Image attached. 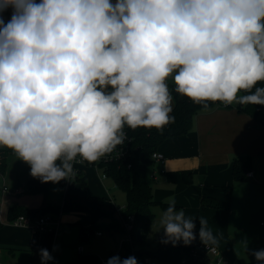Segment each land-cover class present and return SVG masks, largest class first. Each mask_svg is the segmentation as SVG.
Wrapping results in <instances>:
<instances>
[{
	"label": "clouds",
	"instance_id": "clouds-1",
	"mask_svg": "<svg viewBox=\"0 0 264 264\" xmlns=\"http://www.w3.org/2000/svg\"><path fill=\"white\" fill-rule=\"evenodd\" d=\"M169 77L204 110L208 101L264 105L255 87L264 81V0H0V147L42 183L73 181V161L112 153L125 126L174 122ZM193 220L171 201L162 243H192ZM199 220L201 242L216 244ZM251 255L264 264V249ZM40 257L53 259L47 249Z\"/></svg>",
	"mask_w": 264,
	"mask_h": 264
},
{
	"label": "crops",
	"instance_id": "crops-1",
	"mask_svg": "<svg viewBox=\"0 0 264 264\" xmlns=\"http://www.w3.org/2000/svg\"><path fill=\"white\" fill-rule=\"evenodd\" d=\"M115 2L116 0H112V3ZM255 87H264V81L257 82ZM252 91L254 92L255 88ZM246 94L250 93L241 91L238 96ZM240 130L251 133L252 136L249 135L248 137V139L251 138L250 145L257 144L258 150H264V127H262V122H258L257 119L248 116L238 108L235 109L229 106L226 109L222 104H217L208 110L203 109L195 114L192 128L187 134L165 140L160 145L165 160L162 164L155 163L150 171H154L156 175L155 182H159L161 179L163 185H174L175 190L171 191V194H163L159 189H156V194L152 192L153 200L156 202L155 205L163 203L164 199L170 197L172 201H175L177 209L179 207L188 208L201 215H205L207 212L213 214L217 212L216 214L222 222V210L214 211L218 209L203 208L200 199L204 197L223 201L226 195L224 198H220L222 197L221 189L228 190L230 188L231 192V187L227 185L230 183L232 165L242 152L235 146L232 147L230 144L223 142V136L227 135L229 142L231 132ZM0 149L4 148L0 147ZM244 151H248V148ZM10 167L12 169L8 172ZM160 170H163V173H160ZM250 171L253 172V175L248 179H253L255 172L253 169H250ZM1 172L11 191L9 195H5L2 199V222L0 226V254L2 260L5 264H41L40 249H47L50 253L54 244H56L60 225L62 223L70 225L75 223L69 217L60 219L59 215L56 216L59 222L56 221L55 217H52L54 224L48 230L40 232L32 227L33 217L25 215L28 219L26 224L18 227L13 226L11 221L19 215V211H29L37 208L41 200V193L30 194L25 192L27 180L35 177L30 174L31 168L29 165L18 159L16 155L6 158L5 167ZM76 182L79 183L83 195L82 198L78 199V202L86 195L104 199L110 198L104 182L91 169H82ZM224 193L226 194V192ZM170 202L163 204L169 205ZM78 206H82L81 202ZM229 213L225 214L228 215ZM80 222L81 219L78 218L76 224ZM195 226L193 231H200L198 222L195 223ZM90 227L89 222L88 226L79 225V230L82 229L84 231L83 235L86 237L95 236L94 231L100 230L95 229V227H91V229ZM108 235L113 236L109 232ZM84 236L80 237L78 232L79 239L84 240ZM102 236L103 234L100 237H95L101 238ZM214 246L216 247V244ZM50 262L51 260L47 263L50 264ZM67 263L70 262L65 264Z\"/></svg>",
	"mask_w": 264,
	"mask_h": 264
},
{
	"label": "rangeland",
	"instance_id": "rangeland-1",
	"mask_svg": "<svg viewBox=\"0 0 264 264\" xmlns=\"http://www.w3.org/2000/svg\"><path fill=\"white\" fill-rule=\"evenodd\" d=\"M166 83L173 84L172 77H169ZM229 106L236 109L238 104L233 103L232 105L225 106V108L227 109ZM257 121L264 122V105L259 112ZM262 127H264V123ZM249 135L252 136L251 133L246 130L237 132L232 131L229 142L227 135L223 136V142L230 144L232 147L235 146V148L242 152L239 158L249 159L250 169L254 170L255 176L253 179L236 181L233 175L230 174V183L227 185L231 187L230 213L227 215L221 210H214L223 213L222 222L220 221V217L217 216V212H215V214L207 212L205 216L188 208H178L184 210L186 218H193L194 224L197 222L200 224L199 218L201 217L208 221V227L217 240L216 248L220 256L230 261V264H247L256 261L255 257L251 255V252L253 250L264 249V225H261V223L264 222V150H258L257 144L250 145L251 138L248 139ZM247 148L249 152L244 151L247 150ZM161 149L162 147L158 148L159 151H161ZM11 169L12 167L8 168V172ZM103 182L107 187L108 196L112 199L114 204L119 207H124L126 204L124 191L117 188L111 179L103 180ZM148 182L152 192L155 194L156 189H159L163 194H169L171 191L175 190L174 185H163L161 179L159 182H155L154 179L148 177ZM6 186L8 187L7 183ZM218 191L220 190L218 189ZM223 192L228 194L229 188L228 190L225 188L221 189L222 197L220 198H224L226 195L225 193L223 194ZM82 196V189L76 181L70 183L65 182L62 185H59V182H49L46 194H41L40 196L41 200L36 209H38L43 202L56 203H50V205L54 206V209L55 207L61 209L63 205H67L68 207L66 211L60 210L58 214L46 213L43 216L55 217L56 221L59 222L56 216L60 215V219L62 217H69L71 221L75 223L73 225L66 223L60 225L56 244H54L50 252V255L53 257L50 264H65L66 262L78 263L86 259L110 258L118 254L120 241L127 238V235L121 233H114L113 236L108 235V231L105 229L107 227V220L90 221L88 214L78 209V204L80 203L78 199L82 198ZM171 199L170 197L164 199L165 201L163 203L168 204L169 201H172ZM108 204L109 202L106 203V206H108ZM49 208L52 209L53 207ZM164 210L165 209L160 205H153L151 207L154 218L148 228L145 244H143L142 247H136L147 250L152 243L157 241L156 233L162 230L160 217ZM105 211L110 213L114 211V207ZM78 218L81 219L82 223L76 224ZM89 222L92 228L95 227V229H100L102 231L103 236L101 238L93 235L90 237L84 236V240L78 238L79 225L88 226ZM242 241L247 242V250ZM80 245L85 247L84 255L77 254V248ZM210 260L211 264H219L217 262V257L214 255H210Z\"/></svg>",
	"mask_w": 264,
	"mask_h": 264
},
{
	"label": "trees",
	"instance_id": "trees-1",
	"mask_svg": "<svg viewBox=\"0 0 264 264\" xmlns=\"http://www.w3.org/2000/svg\"><path fill=\"white\" fill-rule=\"evenodd\" d=\"M168 86L173 97V111L170 115L174 116V122L166 125L162 131L155 128H137L132 130L125 126V130L134 138V146L137 147V150L133 151L128 158L131 163V168L128 170L116 169L115 166L110 165L105 170L108 177L113 180L115 186L125 193L126 204L120 215H117L115 211L110 213L105 211L112 208L109 204L106 206L108 199L90 197L87 195L80 200L82 206L78 208L88 214L90 221L107 220V227L105 229L111 234H125L126 231L122 220H126L127 216L132 215L134 228L130 234L133 238V242L138 247H142V245L145 244L148 228L154 218L151 207L156 204L153 200L151 187L148 182V172L154 165L151 154L158 150L165 140L187 134L192 128L193 117L199 111L203 110L202 105L196 104L191 99L176 93L174 83L168 84ZM207 103L209 108L217 104H222L220 101H208ZM262 106L263 105L249 104L238 105L237 108L248 116L257 119ZM263 123L264 122H262V124ZM11 155L15 154L10 149H0V171H3L6 158ZM248 171H250L249 159L237 158L234 160L232 165L234 180L244 181L248 179L246 177ZM64 183L65 180L59 181V185ZM48 185L49 182L42 183L38 178H29L26 182L25 192L30 194L41 193L45 195ZM226 195L227 197L223 201L202 197L200 203L203 208H213L229 213L231 203L230 188ZM159 205L164 209L168 207V205L163 203H159ZM48 206L53 208L50 209ZM67 208V205H63L61 209L57 207L54 209V206L50 205V203L43 202L38 209L19 211L18 216L27 215L34 219L46 213L58 214L60 210L66 211ZM137 227H140L141 243L136 242ZM83 232L82 229L79 230L80 237L84 236ZM194 234L196 239L192 241V243L185 245L183 241H180L173 246L171 243H162L164 233L163 230H159L156 233V246L154 248L150 246L147 250L136 247L135 258L138 264H145L143 259L147 256L154 259L156 264H211L208 247L214 245H205L202 243L199 237V231H195ZM128 254L129 248L126 246L121 258L127 257ZM95 260L96 259H86L78 263L74 262L67 264H95ZM247 264H260V262L256 260Z\"/></svg>",
	"mask_w": 264,
	"mask_h": 264
},
{
	"label": "built area",
	"instance_id": "built-area-1",
	"mask_svg": "<svg viewBox=\"0 0 264 264\" xmlns=\"http://www.w3.org/2000/svg\"><path fill=\"white\" fill-rule=\"evenodd\" d=\"M36 2L39 3L40 0H36ZM11 15H12V8L10 7L6 12L3 13V18L5 20V23H7L11 19ZM222 105H224V104L222 103ZM124 131L126 133L125 142L122 145H118L117 148L112 153L106 154L104 157H102L98 161L93 162V163H89L85 160H82L78 156L76 158V160L73 161V168L77 173L75 178L73 179V181H77L79 179V176H80L82 169H86V168L93 170L96 173V175L98 176V178L102 181L106 180V179H111L108 177V175L105 171L106 168L110 165L115 166L116 169H126V170L130 169L131 163L129 162L128 158L132 154L133 151L137 150V147L134 146V138L125 129H124ZM151 159L153 160L154 164L155 163L162 164L165 160V156L159 150H156L151 154ZM160 173H163V170H160ZM252 175H253L252 171H248L246 173L247 178H251ZM148 177H150L152 179H156V175H155L154 171L149 170ZM65 182L70 183L72 181L65 180ZM10 193H11V191H10L9 187L6 186L4 175L0 171V226H1V222H2V199L5 195H9ZM108 202L112 206V208L114 207V211L117 213V215H120V213L124 207H119V206L115 205L111 198H108ZM27 221H28V219L25 216L20 215V216H17L16 218L12 219L11 223L13 226L18 227V226H23L24 224L27 223ZM122 221H123V225H124V228L126 231L124 235H127V238H124L123 240L120 241L119 248H118L119 252L117 255L121 257V255H123V253L125 251V247L127 246L129 248V254L127 257H129V256L135 257V252H136L137 248H136V245L133 242V238L130 234V232L134 228L133 216L129 215V216H127L126 220H122ZM53 224H54V219L51 216H41L38 218H34L32 220V227L35 230L40 231V232L48 230L50 228V226H52ZM261 225H264V222L261 223ZM94 235L100 237L102 235V231L101 230H95ZM77 252L79 255H84V247L80 245L77 248ZM208 254L216 256L217 262L219 264H230V262L228 260L223 259L220 256V253L215 246L208 247ZM127 257H125V258H127ZM108 259L109 258H97L95 260V264H107ZM121 259H123V258H121ZM143 262L145 264H156L155 260L152 259L150 256L145 257L143 259ZM0 264H5L4 261L2 260L1 254H0Z\"/></svg>",
	"mask_w": 264,
	"mask_h": 264
},
{
	"label": "water",
	"instance_id": "water-1",
	"mask_svg": "<svg viewBox=\"0 0 264 264\" xmlns=\"http://www.w3.org/2000/svg\"><path fill=\"white\" fill-rule=\"evenodd\" d=\"M136 242L137 243H141V238H140V227L136 228ZM156 242L152 243V248H154L156 246Z\"/></svg>",
	"mask_w": 264,
	"mask_h": 264
}]
</instances>
